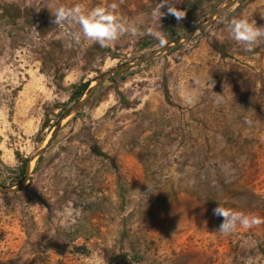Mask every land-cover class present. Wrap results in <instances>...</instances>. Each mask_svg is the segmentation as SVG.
<instances>
[{
  "label": "rangeland",
  "instance_id": "1",
  "mask_svg": "<svg viewBox=\"0 0 264 264\" xmlns=\"http://www.w3.org/2000/svg\"><path fill=\"white\" fill-rule=\"evenodd\" d=\"M228 1L168 0L183 17L165 4L158 20L160 0H0V188L23 182L22 161L83 98L70 99L76 87L172 45ZM75 4H114L138 34L69 47L49 11ZM232 18L264 27V0H236L61 121L23 189L0 193V264H264V38L246 50ZM216 206L260 223L218 233Z\"/></svg>",
  "mask_w": 264,
  "mask_h": 264
},
{
  "label": "clouds",
  "instance_id": "2",
  "mask_svg": "<svg viewBox=\"0 0 264 264\" xmlns=\"http://www.w3.org/2000/svg\"><path fill=\"white\" fill-rule=\"evenodd\" d=\"M167 4V11L173 14L177 19L183 17V14H178L175 11H170L168 0H160L157 3V8L153 11L152 15L156 19H160L164 15L160 11V8ZM115 5L110 4L108 8L95 7L85 11L79 4H75L70 8L57 7L54 11H49L52 17L51 22L58 28L64 30L66 35L70 38L71 47L72 44H79L81 38L96 43L100 48H106L113 42H115L120 36L127 33L130 36H136L138 34L135 26L126 25L121 22L118 15L114 13ZM68 23H74L78 25L79 31L76 33H68L65 31V26ZM230 38L239 44L243 45L246 50H251L260 39L264 38V27L255 26L254 22H249L246 19L232 18L227 21L226 24ZM152 35L153 33L148 32ZM159 43L164 44L163 38H159ZM212 87V85H211ZM215 101L222 103V96L216 94ZM191 102V100H189ZM148 194H152L150 188L146 186V192L140 195L144 197V204L146 202ZM215 215L221 216L222 222L219 224L216 232L229 235L237 226L243 229H249L250 227L259 224L260 220L255 217H249L240 212L225 209L220 206H216L213 209ZM88 264H96L93 258H89Z\"/></svg>",
  "mask_w": 264,
  "mask_h": 264
},
{
  "label": "water",
  "instance_id": "3",
  "mask_svg": "<svg viewBox=\"0 0 264 264\" xmlns=\"http://www.w3.org/2000/svg\"><path fill=\"white\" fill-rule=\"evenodd\" d=\"M236 0H229L223 7L219 8L217 11H215L203 24H200L198 26H196L195 28L191 29L186 35H184L182 38L177 39L175 42H173L172 45L167 46L165 48H162L160 50L157 51H152L149 52L141 57H139L137 60H135L134 62L128 63V64H124L122 66H119L116 69L110 70L104 74H101L95 81L94 84L92 86H89V88L87 89V91L84 93L83 98H81V100H79L78 102H76L62 117L61 119L57 122L54 131L51 134L50 139L46 142L44 149L47 148L51 141L53 140L54 136L56 135V133L58 132L59 128H60V123L63 119H65L66 117L70 116L71 114L75 113L76 111H78L80 108H82L86 102L90 99L91 95L94 93L95 89L104 81H106L107 79H109L110 77L116 75V74H120L123 73L135 66L140 65L141 63L150 60L152 58H154L157 55L160 54H165L168 53L170 51H172L173 49H175L176 47H178L181 43L188 41L196 31H204L205 29H207L213 22L215 19H217L218 17H220L224 12H226L235 2ZM39 150L38 152H36L35 157L39 156L43 150ZM33 158H30L27 160L26 162V166H25V179L23 180V182L17 186L16 188H0V193H13V192H17L23 189L24 187V183L27 181V177H28V170H29V166H30V162L33 160Z\"/></svg>",
  "mask_w": 264,
  "mask_h": 264
},
{
  "label": "trees",
  "instance_id": "4",
  "mask_svg": "<svg viewBox=\"0 0 264 264\" xmlns=\"http://www.w3.org/2000/svg\"><path fill=\"white\" fill-rule=\"evenodd\" d=\"M86 88H87L86 84H81L80 86L76 87L75 90L72 92L70 99L71 100L79 99L84 94ZM25 164H26V160H23L22 165L25 166Z\"/></svg>",
  "mask_w": 264,
  "mask_h": 264
}]
</instances>
